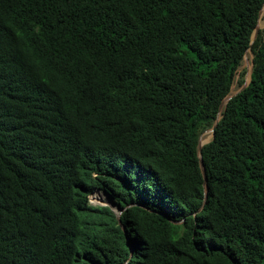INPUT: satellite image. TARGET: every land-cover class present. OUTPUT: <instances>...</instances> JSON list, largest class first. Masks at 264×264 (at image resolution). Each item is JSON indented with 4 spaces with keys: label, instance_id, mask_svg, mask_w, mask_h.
I'll use <instances>...</instances> for the list:
<instances>
[{
    "label": "trees",
    "instance_id": "trees-1",
    "mask_svg": "<svg viewBox=\"0 0 264 264\" xmlns=\"http://www.w3.org/2000/svg\"><path fill=\"white\" fill-rule=\"evenodd\" d=\"M263 2L0 0V264H264Z\"/></svg>",
    "mask_w": 264,
    "mask_h": 264
},
{
    "label": "water",
    "instance_id": "water-1",
    "mask_svg": "<svg viewBox=\"0 0 264 264\" xmlns=\"http://www.w3.org/2000/svg\"><path fill=\"white\" fill-rule=\"evenodd\" d=\"M264 3V2H263ZM263 6V4H262ZM262 6L260 7L259 11H258V18L261 14V11H262ZM258 18H257V23L252 31V34H251V40H250V43L256 38L257 34H258V31L260 29V26L258 24ZM248 49V48H247ZM247 49L245 50V53H244V59L246 60V62H248V57H247ZM251 67H252V63H251ZM250 72H251V68H250ZM250 72H249V77L247 78V73L246 75L244 76V82L241 84V86L238 87V89L232 91L230 89V91L222 98L220 104H219V110H221V108L226 104L227 100L233 96L234 94H236L238 91H240L243 87H245L249 80H250ZM232 88V87H231ZM217 120H218V117L215 119L214 123L212 124L211 127L205 129L204 131H210L211 132V136L210 138H212L214 136V129H215V126H216V123H217ZM203 131V132H204ZM202 132V133H203ZM202 133L200 134L199 136V139H198V145H197V155H198V160H199V165H200V169H201V172H202V175H203V178H204V182H203V185H204V199L206 198V194H207V186H206V183H205V179H206V171H205V166H204V163H203V159H202V142H200V137L202 136ZM209 140V139H208ZM206 140V141H208ZM205 141V142H206ZM204 202V201H203ZM122 210V208H120L118 211H116V215L117 217H119V214H120V211ZM119 223H120V220H119ZM121 224V223H120ZM122 225V224H121Z\"/></svg>",
    "mask_w": 264,
    "mask_h": 264
},
{
    "label": "rangeland",
    "instance_id": "rangeland-1",
    "mask_svg": "<svg viewBox=\"0 0 264 264\" xmlns=\"http://www.w3.org/2000/svg\"><path fill=\"white\" fill-rule=\"evenodd\" d=\"M264 5V3H263ZM263 8V6H262ZM258 24L261 25V27L264 26V10H263V13L261 11V14L258 18ZM251 56L252 54H249L248 55V62H246V60L243 58L242 62H241V65L239 66L238 70H241V69H245V73H244V76L246 75V73L249 71V68H251ZM250 72V71H249ZM237 76L238 74H236L235 76V80L232 84V88L231 90L234 91L236 89H238V84H237ZM247 77H248V73H247ZM210 131L206 130L202 133V136H201V139L206 136V137H209L210 136ZM210 139V138H209ZM89 202L92 203V204H110L112 203L110 197L107 195V193L102 189V188H95V190L89 194ZM113 204V203H112ZM112 207L118 211L119 208L116 207L115 205H112Z\"/></svg>",
    "mask_w": 264,
    "mask_h": 264
},
{
    "label": "bare ground",
    "instance_id": "bare-ground-1",
    "mask_svg": "<svg viewBox=\"0 0 264 264\" xmlns=\"http://www.w3.org/2000/svg\"><path fill=\"white\" fill-rule=\"evenodd\" d=\"M263 10H264V5H263V8H262V13H263ZM259 26L261 27L260 24H259ZM249 54H251V52H250V49L248 48V49H247V54H246L247 57H248ZM249 71H250V68H249ZM249 71H248V77H249ZM248 77H247V78H248ZM210 136H211V133H210ZM210 136H209V137L204 136L202 139H201V137H200V142H202V143L205 142L206 140H208V139L210 138Z\"/></svg>",
    "mask_w": 264,
    "mask_h": 264
},
{
    "label": "clouds",
    "instance_id": "clouds-1",
    "mask_svg": "<svg viewBox=\"0 0 264 264\" xmlns=\"http://www.w3.org/2000/svg\"><path fill=\"white\" fill-rule=\"evenodd\" d=\"M95 190V189H94ZM93 190V191H94ZM90 194V193H89ZM89 194H88V200H89ZM92 204V203H91ZM106 205H110L111 207H112V205H115V204H112V203H110V204H106ZM116 206V205H115ZM116 207H118V206H116ZM119 209H120V207H118ZM112 209L115 211V213H116V210L112 207ZM123 209V208H122ZM122 211V210H121ZM121 211H120V213H121ZM120 215V214H119ZM117 216V215H116ZM119 218V217H118Z\"/></svg>",
    "mask_w": 264,
    "mask_h": 264
}]
</instances>
